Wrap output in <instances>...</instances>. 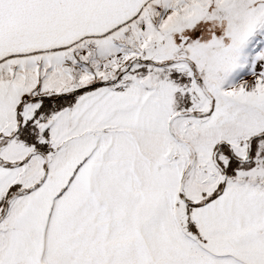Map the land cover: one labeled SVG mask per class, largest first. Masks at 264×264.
Here are the masks:
<instances>
[{
	"label": "snow or ice",
	"instance_id": "obj_1",
	"mask_svg": "<svg viewBox=\"0 0 264 264\" xmlns=\"http://www.w3.org/2000/svg\"><path fill=\"white\" fill-rule=\"evenodd\" d=\"M0 264H264V0H0Z\"/></svg>",
	"mask_w": 264,
	"mask_h": 264
}]
</instances>
